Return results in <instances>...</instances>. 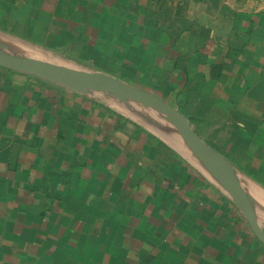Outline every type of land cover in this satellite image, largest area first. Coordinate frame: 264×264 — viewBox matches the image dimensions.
Masks as SVG:
<instances>
[{
	"label": "crops",
	"instance_id": "0c3cea01",
	"mask_svg": "<svg viewBox=\"0 0 264 264\" xmlns=\"http://www.w3.org/2000/svg\"><path fill=\"white\" fill-rule=\"evenodd\" d=\"M0 27L120 65L125 83L166 72L159 91L264 230V0H0ZM170 131L0 67V264H264L244 215Z\"/></svg>",
	"mask_w": 264,
	"mask_h": 264
},
{
	"label": "water",
	"instance_id": "95a60500",
	"mask_svg": "<svg viewBox=\"0 0 264 264\" xmlns=\"http://www.w3.org/2000/svg\"><path fill=\"white\" fill-rule=\"evenodd\" d=\"M0 67L65 87L77 93L100 92L121 95L162 115L187 142L193 155L227 191L235 206L246 218L255 237L264 244V230L259 226L244 191L233 178L226 160L193 128L181 111L155 94L140 90L103 72L78 70L63 65L19 57L0 50Z\"/></svg>",
	"mask_w": 264,
	"mask_h": 264
},
{
	"label": "rangeland",
	"instance_id": "374dc122",
	"mask_svg": "<svg viewBox=\"0 0 264 264\" xmlns=\"http://www.w3.org/2000/svg\"><path fill=\"white\" fill-rule=\"evenodd\" d=\"M4 30L0 27V37H4L6 39H9L12 41H17V43H20V46H27L26 48L32 49L35 51L39 52L41 51L42 53L46 54L49 56L52 60L48 61L49 63L57 64V65H63L67 66L70 68L78 69V70H84V71H92V72H103L109 75H112L114 77H118L119 79L121 78V73L123 72L122 67L120 65H114L112 62H100V61H95L93 66H90L88 62L78 59L75 57L74 54H69V53H56V52H51L45 45L42 44H34L29 41H27L24 37H19L13 34L12 28ZM16 43V42H14ZM23 46V47H25ZM30 47V48H29ZM51 48V47H50ZM0 50L12 54V55H17L19 57H23L18 51L13 50L11 51L9 47L3 48ZM26 58V57H25ZM166 72L160 73L159 70H155L154 72H150V74L144 73L143 76L138 77V75L134 76L131 78L130 81L129 79H123L124 81H127L130 85L147 91L148 89L151 93H156L163 97L167 103H174L172 100L167 98L165 94H162L159 89H165L166 87L164 86L166 82ZM128 79V80H127ZM164 86V87H163ZM153 89H155L153 91ZM158 90V91H157ZM84 99L90 100L91 102L94 103H99V104H104L106 107L109 109L115 111L119 115H122L125 117V119H128L130 121L136 122L140 125H142L146 130H149L150 132L154 133L164 141L172 142L174 138L171 136V131L170 130H175V128L171 125V123L168 121V119L146 107L143 106L133 100H130L124 96L121 95H113V94H107V93H100V92H86L83 93ZM100 107V106H99ZM182 141H184L180 136L178 137Z\"/></svg>",
	"mask_w": 264,
	"mask_h": 264
},
{
	"label": "bare ground",
	"instance_id": "6f19581e",
	"mask_svg": "<svg viewBox=\"0 0 264 264\" xmlns=\"http://www.w3.org/2000/svg\"><path fill=\"white\" fill-rule=\"evenodd\" d=\"M9 47L12 50L18 51L22 56L30 57L31 59H38L43 61H49V56H46L42 52L35 51L33 49H28L26 47L20 46L19 43H14V41L6 39L5 37H0V48Z\"/></svg>",
	"mask_w": 264,
	"mask_h": 264
},
{
	"label": "trees",
	"instance_id": "16d2710c",
	"mask_svg": "<svg viewBox=\"0 0 264 264\" xmlns=\"http://www.w3.org/2000/svg\"><path fill=\"white\" fill-rule=\"evenodd\" d=\"M26 40H28V41H33V40H30V38H27V37H24ZM38 44V43H37ZM47 47V46H46ZM48 48V47H47Z\"/></svg>",
	"mask_w": 264,
	"mask_h": 264
}]
</instances>
